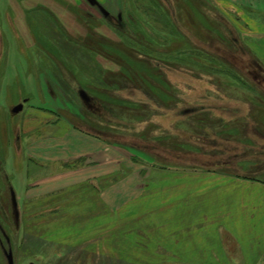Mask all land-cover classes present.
<instances>
[{"label": "rangeland", "instance_id": "374dc122", "mask_svg": "<svg viewBox=\"0 0 264 264\" xmlns=\"http://www.w3.org/2000/svg\"><path fill=\"white\" fill-rule=\"evenodd\" d=\"M131 1L123 0L124 6L121 11H124V7L128 9ZM173 1L174 8L179 11L177 13L179 29H186V32L190 33L183 34L187 36L191 45L195 47L198 43L197 39H192V29L186 28L185 25L188 24L195 31L204 33L206 39L213 38L209 42L203 43L199 40L198 42L211 54L227 57L225 65H228V62L234 71L241 75L254 72L251 58L244 52L246 46L243 39L249 32L240 8L233 5L231 9H228L220 0H207L213 5V10L217 11L213 15L214 12H208L207 6L201 3V0H193L195 7L193 4H180L179 0ZM76 3L77 1L74 0H0V224L2 225L0 227V264H173L176 259L159 257L166 253L164 248L159 246V235L150 246L149 242H145L142 205L137 208L131 207L129 211L125 210L121 214L112 216L103 209L104 216L100 220L102 225L98 226L97 232H94L95 228L90 225L92 218L88 225L83 227L82 232L87 233L88 238H93L92 241H94L88 242L87 245L64 243L51 237L49 239V235L41 236L42 238L35 236V198L32 194L27 195V191L33 188L35 181L59 174L64 169L66 171L78 168L84 160L76 159L67 163L50 165L26 158L22 148L20 149L19 140H15L19 137L18 131L22 118L25 113L31 114L29 112L31 107L50 108L58 118H65L73 129L81 130L88 137L103 140L114 149H118L123 157L137 162L142 176L150 170H180L178 173H182L181 171L195 168L213 172L210 174L219 178L223 176L225 180L240 177L244 180L264 183V102L261 98L254 97L255 91L252 92L238 84L233 86L230 82L222 80L225 77L222 76L224 71L216 73L214 80L226 98H222V94L215 91L207 77L198 76V74L196 77L191 75L186 77L176 70H168V72L159 70V73L158 69H155L151 74H160V83L155 84L168 100L158 105L156 98L149 94L150 90L144 87L145 84L142 82L136 84L127 71L116 74L114 79L126 86L122 84L114 86L107 80L112 75H108L106 71L118 73L121 66L123 70H126L127 62L120 59L118 54L110 51L107 53L104 50L92 53L89 59H82L86 63L82 73H79L80 70L75 67H65L73 81L71 86L73 90L70 89L69 95L58 86L50 87L51 75L48 67L43 66L41 70L35 67L36 38L35 34H32V32L35 33V26H42L40 27L42 33L39 36L46 35L52 38L54 35L61 40H65L64 35L79 38L89 34V31L103 37L117 35L114 29L94 15L91 18L86 16L89 25L84 22L83 24L78 22V24L74 19V12L87 13L84 10L85 7H80ZM41 10L44 15H41ZM36 13L39 15H35ZM250 15L253 19H259L264 23V14L258 15L251 12ZM216 19L226 26L227 44L233 50L237 49L236 56L226 53L223 55L221 46L217 45L218 43L221 45L219 39L212 31H206L204 23L209 21L211 26H217ZM158 33L155 31L152 33L155 40L163 35L160 31ZM197 34L201 36V33ZM236 36L239 41L235 40L234 43L232 38ZM262 36L253 35L248 38V42L256 41ZM247 51L251 53L249 49ZM162 61L165 62L168 59H162ZM116 62L121 64V66L119 64L120 68ZM201 69L200 72L211 73L209 70ZM262 86L264 87V84ZM129 88L137 90L132 92ZM199 89L204 91L198 96L196 92ZM260 90L263 91V89ZM80 91L86 94L83 100L79 98ZM46 93L50 97H45ZM212 95L216 98H211ZM202 102L216 108L211 114L204 113L206 117L209 116L211 123H202L207 126H201L203 130L197 131L200 133L198 136L200 137L201 133L206 134L208 142V137H213L215 147L208 145L199 147L189 141L188 134L193 133L191 127L201 121L200 118H195L199 114L185 117L182 114L184 111L182 104ZM223 104L233 106L232 108L238 110L240 116L235 112L227 111L225 106H221ZM19 105H22L19 112H12ZM117 108L130 111L136 117L132 114L115 115ZM176 113L179 119L175 121L172 117ZM84 114L87 115V122L80 121L79 117ZM229 117H236V119L227 124L226 120ZM182 128H187L184 129L187 132H182ZM46 132L47 130L39 129L35 133L44 135ZM202 139L200 137L199 141L203 143ZM147 144L155 146L153 151L147 150L150 146ZM224 148H229L230 153H225ZM231 154L237 155L236 160H227ZM198 155L202 158L200 156V160L195 161L197 157L194 156ZM224 155L225 158H223ZM231 157L232 155L229 158ZM188 159H194V162ZM109 181L110 179L104 181L105 185H108ZM87 190L79 186L61 195L72 202H97L96 196L89 194ZM245 191H247L246 188ZM9 192L14 196L12 205ZM48 196V194L45 195L46 198ZM235 198L238 199L239 195ZM137 200L144 202L143 196ZM98 213L101 212L98 211ZM130 213H135V217H130ZM47 220H45L46 224L43 222L44 225L41 226L42 232L46 234L49 228ZM259 220L263 221L262 218ZM231 237L235 242L234 235ZM95 240L103 241L104 254L94 252ZM151 246L154 250L150 249ZM260 252L259 250L254 254L259 255ZM152 254L155 257H151ZM133 255L138 258H133ZM234 260L236 258L232 261L237 264ZM262 261L264 262V259H260L258 264Z\"/></svg>", "mask_w": 264, "mask_h": 264}, {"label": "crops", "instance_id": "0c3cea01", "mask_svg": "<svg viewBox=\"0 0 264 264\" xmlns=\"http://www.w3.org/2000/svg\"><path fill=\"white\" fill-rule=\"evenodd\" d=\"M74 1L80 7H85L87 14L98 18L117 17L123 13V0ZM220 1L228 9L233 5L241 9L240 13L244 15L249 32L243 43L264 63V23L250 15L251 12L264 14V0ZM181 31L187 33L186 29ZM253 35L263 36L249 43L248 38ZM109 38L118 39L115 35ZM192 39H197V43L201 45L198 38L193 36ZM177 47L176 45L175 48ZM35 64L38 61L35 60ZM178 72L186 77L189 75ZM203 91L197 90L196 95L199 96ZM43 92L45 93L44 90ZM44 96L50 97L48 93ZM30 109L31 116L25 113L18 131L19 137L15 138L19 140L20 149L22 148L26 158L50 165L84 160L78 168L64 169L59 174L35 181L33 188L27 191V195L32 194L35 198V236L49 235V239L51 237L64 243L87 245L94 241L93 238H88L87 233L82 232L83 227L92 218L90 225L97 232L98 226L102 225L100 220L104 216L103 209L112 216L142 205L145 242H149L150 246L159 235V246L166 252L159 257L176 259L173 264H235L233 258H236L234 261L237 264H258L260 259H264V183L240 177L225 180L223 176L219 178L210 174L213 172L195 168L181 171L182 173H178L180 170H150L142 176L137 162L123 157L118 149L103 140L88 137L81 130L73 129L65 118H58L50 108ZM178 116L176 114L172 119L176 121ZM230 121H233L231 117L226 120L227 124ZM187 128H182L181 131L187 132L184 130ZM39 129L47 132L40 134L41 136L36 135L35 132ZM199 130L197 123L192 129L196 136L188 134L189 141L193 144L199 141ZM208 138L209 142L206 140L203 146L215 147L212 141L214 138ZM224 150L225 153H230L229 148ZM231 155L227 160H236L237 155ZM200 156H194L197 157L195 161L200 160ZM190 161L194 162V159ZM109 179V184L105 185L104 181ZM79 186L88 189L89 194H94L97 202H72L61 195ZM47 194L49 196L46 198ZM41 195L45 198L39 199ZM236 195H239L238 199L235 198ZM140 196H143L144 202L137 200ZM129 216L135 217V213H130ZM46 219L49 226L47 234L41 229L46 224ZM230 234L234 235L235 242ZM96 240L94 252L104 254L103 241ZM153 248L150 247L151 250ZM259 250V255L254 254ZM150 256L155 257L154 254ZM263 263L262 261L260 264Z\"/></svg>", "mask_w": 264, "mask_h": 264}, {"label": "trees", "instance_id": "16d2710c", "mask_svg": "<svg viewBox=\"0 0 264 264\" xmlns=\"http://www.w3.org/2000/svg\"><path fill=\"white\" fill-rule=\"evenodd\" d=\"M179 2L180 4L194 5L193 0H179ZM201 3L207 6L208 12L213 11L214 13L212 14L215 15V12L217 11H215V9L213 10V5H211L207 0H201ZM174 6L175 2L173 0H132L131 5L128 9L124 7L122 15L117 17H102L100 21H104L109 27L114 29L117 34L116 36L119 40H112L109 37H103L99 34L95 35L96 33L91 31H89V34H87L86 36H82L79 38H73L70 36L66 37L65 35V40H61L58 37L55 38L54 35L52 38L50 36H48V38L46 35L39 36V34L42 33V26H40L41 28L39 26H35V33L32 32L33 35L35 34L36 38L35 59L36 61H38V64H36L35 67H39L40 70L43 66L48 67L49 74L51 75V79H49V86H58L59 89L69 95L71 90H73V87H71L73 86V81L71 74L65 67H75L80 70L79 73H82V69L86 68V63L82 61V59H89L92 56V53L94 54L97 53L96 51L104 50L107 53L110 51L116 55L118 54L120 59L122 58L124 62H127V66L130 65L128 67L126 66V70H123V66H121L120 63L116 62L118 66L120 64L121 69H118V73L115 71H106L108 75H112L110 76V78L108 77L107 80L113 83L114 86H119L121 84L123 86H126L124 83L117 82L114 79H116V74L119 75L120 73L127 71V74L131 76V78H133L132 80H134L136 84L138 82H142L145 84L144 87H147L150 90V93H148L156 98V102L158 105H160L161 103H166L168 100L166 99L167 96L162 95L161 91L157 88L155 84L156 82H159L160 75L151 74L154 72L155 69H158V71L161 70L162 72H168V70H177L187 73L193 77H196L197 74L198 76L207 77L208 79H210L209 84L213 85L215 91H218L221 94L222 91L220 90V88H218L214 79L216 77V73L224 71L222 73V76L225 77L222 80L226 81L227 83L230 82L233 86H237L236 84H238L245 89H250L252 92L255 91L253 93L255 95L254 97L261 98V101L264 102V87L262 86V84H264V63L255 56L253 51H251V49L248 47L244 48V52L251 58V63L253 64L252 68L254 72L251 70L252 72L247 73L245 75L242 72L241 73L243 75L236 73L228 62V65H225L227 57L222 56L220 54H211L202 45L196 44L195 47L191 45L187 36L183 34L181 28L179 29L180 25L177 17V13L179 11H176ZM37 14L39 15V13H36L35 15ZM41 15H44V12L42 10ZM73 16L75 17L74 19L77 23L79 22L83 24L84 22L87 25H89L87 21L88 17H92L89 14H83L78 11H75ZM208 22L209 21L204 23L206 25L204 27L207 28V32L212 31L215 34L214 36L219 39L221 43L220 46L224 51L223 55L226 53L231 56H236L238 54L237 49L233 50L232 47L230 48L227 44V28H225L226 26H223L221 23H219L217 19V26H211V24H209ZM185 26L188 30L192 29L191 33L193 34V36L198 38V40L203 43L209 42V40L213 39H206L204 33H202L201 31L198 32V30L195 31V29H193L192 26L189 24ZM154 31L157 33L160 31V34L163 35L157 37V40H155L152 35ZM197 33H201V36H199V34ZM235 40L239 41L237 36L232 38V41L234 43ZM97 42H99L101 45H99ZM176 45L178 46L177 48H175ZM247 49H249L251 53L247 51ZM181 54L184 56H182ZM162 59H168V61L164 62L162 61ZM39 69L38 74L40 72ZM200 69L202 71L209 70L211 73L200 72ZM230 69L234 73H232ZM260 89H263V91ZM129 90L133 92L137 89L129 88ZM78 94L80 100H83L84 95H86L82 91L78 92ZM225 96L226 95L222 94L221 97L226 98ZM211 98L216 97L213 96ZM134 101L138 102L137 100ZM182 106L184 110L182 111V114H184L185 117H189L194 114H199L198 116L201 122L198 123V126L201 130H203L201 126L205 125L202 123H211L209 120V116L207 115L206 117L204 113L211 114L213 112L212 110L216 108L215 106L204 104L203 102L192 103L189 105L183 103ZM221 106H225L224 108H226V110L229 112H235V114L237 115L239 114L238 110L232 108L233 106H226L225 104ZM114 114H132V116L136 117V115H134L130 111H127L122 108H117ZM200 114L203 115L201 116ZM238 116H240V114ZM236 117H232V119L234 120L236 119ZM79 118L80 121L87 122V115L84 114V116H81ZM196 124L197 123H195L194 126H196ZM193 128L194 127H191V130ZM191 134L193 136H196V133ZM201 134L202 135L200 137L203 138L204 142H206V134ZM204 142L202 143L198 141L195 142V145L203 147V144H205ZM180 144L182 145V142ZM154 147V145H150L148 146L147 150L153 151ZM10 195L12 205V203H14V196L11 193ZM1 226L2 225L0 224V227Z\"/></svg>", "mask_w": 264, "mask_h": 264}, {"label": "water", "instance_id": "95a60500", "mask_svg": "<svg viewBox=\"0 0 264 264\" xmlns=\"http://www.w3.org/2000/svg\"><path fill=\"white\" fill-rule=\"evenodd\" d=\"M82 94V93H81ZM22 108V105H19L18 107L15 108V110L13 109L12 112H18L20 109ZM264 264V263H263Z\"/></svg>", "mask_w": 264, "mask_h": 264}]
</instances>
